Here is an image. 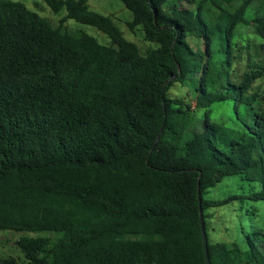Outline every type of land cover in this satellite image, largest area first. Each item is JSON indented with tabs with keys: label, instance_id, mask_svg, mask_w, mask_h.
<instances>
[{
	"label": "trees",
	"instance_id": "16d2710c",
	"mask_svg": "<svg viewBox=\"0 0 264 264\" xmlns=\"http://www.w3.org/2000/svg\"><path fill=\"white\" fill-rule=\"evenodd\" d=\"M121 1L128 28L142 26L157 48L141 54L88 0H43L66 10L58 26L0 0V231L43 234L17 241L27 264H206L201 207L211 264H264L263 229L213 243L206 224L209 208L264 201V100L252 91L264 76V14L246 19L258 0H211L215 18L194 0L172 11L170 0ZM70 19L111 44L70 31ZM242 23L262 59L236 82ZM174 83L193 89L202 118L167 95ZM227 102L234 127L211 116ZM228 177L259 190L207 199Z\"/></svg>",
	"mask_w": 264,
	"mask_h": 264
},
{
	"label": "rangeland",
	"instance_id": "374dc122",
	"mask_svg": "<svg viewBox=\"0 0 264 264\" xmlns=\"http://www.w3.org/2000/svg\"><path fill=\"white\" fill-rule=\"evenodd\" d=\"M24 3L28 8L37 12L42 17L47 18L54 26H58L60 19L66 15L63 9L60 13H53L43 0H13ZM196 7L202 6L209 17H216V10L211 0H194ZM90 11L110 17L115 25L123 32L124 37L135 43L141 54L145 55L149 50L158 47L157 43L145 39L142 26H137L133 30L128 28V23L132 21V13L128 10L121 0H88ZM195 4H189L184 0H170L166 3L165 9L172 11L175 9L189 8L195 9ZM264 14V4L261 0L256 1L246 13L247 21H252L257 15ZM67 28L72 32H82L94 37L100 44L109 46L110 39L103 32L93 26L79 23L75 20L66 22ZM221 41L216 40L215 47H219ZM233 43L238 46L236 53H242L240 58L235 61L230 70V77L239 82L245 74L250 73L254 65H260L262 57L253 55L255 46L261 40L253 34L249 24H239L235 31ZM199 47H202L200 45ZM243 50V52H242ZM264 56V55H262ZM252 91L264 100V76L256 80L252 85ZM167 95L170 98H181L186 103L192 105V110L200 118L203 117V110L195 109V95L193 89L188 85L174 83ZM264 105V101H261ZM212 118L224 123L226 126L234 127L238 125L235 118L234 104L216 103L212 106ZM246 113H243V116ZM259 190L257 183L241 181L238 177L225 178L221 183L207 191L206 198L212 201H220L232 196H246ZM256 209V210H255ZM206 213V224L210 241L232 242L240 240L243 242L245 232L252 231L255 227L263 229L264 232V201H251L249 199H236L227 205L209 208ZM255 231V230H254ZM23 236H43V234H33L28 232H14L9 230L0 231V258H14L19 264H27L22 251L17 246V241ZM264 241V238H263Z\"/></svg>",
	"mask_w": 264,
	"mask_h": 264
},
{
	"label": "water",
	"instance_id": "95a60500",
	"mask_svg": "<svg viewBox=\"0 0 264 264\" xmlns=\"http://www.w3.org/2000/svg\"><path fill=\"white\" fill-rule=\"evenodd\" d=\"M200 222L202 227V239H203V250H204V259L206 264H211L209 253H208V246H207V237L205 233V223H204V217L202 214V208L200 207Z\"/></svg>",
	"mask_w": 264,
	"mask_h": 264
}]
</instances>
